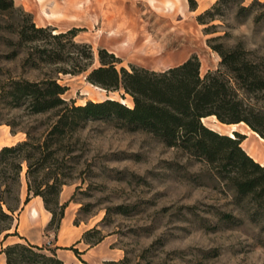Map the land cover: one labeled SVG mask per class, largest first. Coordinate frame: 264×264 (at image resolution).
Instances as JSON below:
<instances>
[{"label":"rangeland","instance_id":"1","mask_svg":"<svg viewBox=\"0 0 264 264\" xmlns=\"http://www.w3.org/2000/svg\"><path fill=\"white\" fill-rule=\"evenodd\" d=\"M14 1V9L0 10V148L30 137L43 141L55 119L52 110L32 113L25 104L14 105L3 91L12 78L40 80L53 76L68 85L63 97L74 100L75 104L111 97L132 106L133 97L123 87L106 90L87 79L92 68L101 64V47L116 49L115 55L120 59L118 69L122 66L131 69V64H135L163 70L197 53L204 74L221 67L222 55L212 44H222L226 50L239 47L240 52L257 62L264 72V18L256 22L255 12L246 17L238 16L237 5L225 8L224 15L216 16L211 22L202 23L198 14L215 1L210 4L212 0H198L197 9L192 10L190 1L182 0L183 16L179 19L168 11L165 23L152 0H120L128 5L122 14V25L116 21L107 29L103 28L102 15L96 10V3L101 0H76L70 4L75 11L51 20L53 14L48 7L41 8L40 1L44 0H26L28 5ZM47 1L59 4L53 8L55 11L64 10L68 4V0ZM80 9L84 12H79ZM39 11L46 17H41ZM64 18L69 21H60ZM33 22L48 28L36 32L31 26ZM211 24L216 26L207 33L206 26ZM71 27L79 28L74 39L92 44L95 52L93 64L78 73L64 70H74L77 64L85 62L78 51L80 48L65 38L57 40L51 36ZM109 30L114 31L108 33ZM115 31L121 34L117 38ZM100 36L106 37L100 39ZM121 39L127 41L118 42ZM50 53L61 57L47 61ZM258 96L254 100L264 106V91ZM215 118L208 117L205 122L233 136V129L245 133L246 137L250 135L247 141L243 140V146L256 158L264 160V138L248 123L226 125ZM14 133L22 139L13 143ZM65 144L66 148L56 156L69 174L67 186L64 184L62 190L69 191H65L66 197H62L61 191L60 199L69 201L65 214L71 224L84 225L85 231L98 228L99 231L88 235L91 239L104 236V241L93 251V257L97 258L94 264L124 258H127L125 264H264V216L252 219L249 205L237 204L233 191L204 160L167 146L146 130H131L105 119L88 120ZM22 164L20 208L24 207L28 195L27 161ZM43 172H39L40 177ZM14 175L16 169L10 163L0 162V192L7 187L6 183L17 192L19 184L14 181ZM12 201L16 203L15 199ZM20 208L11 212L13 218L0 219V230L12 225L0 233V252L6 245L17 242L13 240L24 241L12 236L3 244L7 232L16 235ZM222 212H231L236 219H222ZM25 225L23 223L22 228H26ZM44 231L49 236L39 245L51 254L58 230ZM32 232L33 238L39 240L45 233ZM89 246L83 240L65 248L78 255L75 248L80 251Z\"/></svg>","mask_w":264,"mask_h":264},{"label":"trees","instance_id":"2","mask_svg":"<svg viewBox=\"0 0 264 264\" xmlns=\"http://www.w3.org/2000/svg\"><path fill=\"white\" fill-rule=\"evenodd\" d=\"M189 1L190 8L197 9L198 0ZM244 2L215 0L198 14V20L209 23L216 16L224 15L225 8L237 5L238 16L246 17L255 12V21L260 22L264 18V0H252L249 4ZM14 8V0H0V10ZM31 26L36 32L48 28L37 26L35 22ZM215 26H206V32H212L210 29ZM78 30V27H71L51 33L54 39L65 38L80 48L78 51L85 59L74 70H64L65 73L85 71L94 62L92 44L74 39ZM212 47L222 55L221 67L209 69L204 74L197 53L163 70L135 64H131V69L125 66L118 69L119 57L106 47H101V64L92 68L87 79L106 90H119L123 87L133 97L132 106L111 97L75 104L74 100L69 101L63 97L68 85L60 83L53 76L40 80L12 78L3 91L11 97L14 105L25 104L32 113L52 110L55 119L43 141H35L30 137L0 148V162L10 163L16 169L13 179L19 184L17 192L7 183V187L0 192V219L13 218L11 212L20 208L22 163L27 161L28 195L25 202L29 201L31 193L41 195L46 208L52 213L46 230L57 232L69 204V201L62 202L60 199L69 174L56 153L66 148L65 140L83 128L90 119H105L131 130H146L167 146L180 148L204 160L233 191L234 201L249 205L248 213L252 219L264 216V164L242 145L246 134L235 130L233 136L204 122L208 117H216L218 122L226 125L246 122L264 138V106L254 100L259 98L258 93L264 91V72L257 62L242 54L239 47L227 50L222 44H212ZM55 55L50 53L47 61H57L61 57ZM41 171L44 172L40 177ZM12 199H15V204ZM3 204L11 212L5 210ZM221 218L231 221L236 216L231 212H222ZM11 226L3 227L0 233ZM94 231L99 229H88L83 234L84 240L90 245L104 238L103 235L89 238L88 235ZM9 234L12 233L7 232L6 236ZM14 234L19 232L15 231ZM44 248L25 239L6 245L2 251L6 254L7 264H65L55 249H51V254H48L43 251ZM75 250L80 252L77 248ZM82 261L91 264L85 259ZM126 261L127 258L107 260V264H125Z\"/></svg>","mask_w":264,"mask_h":264},{"label":"crops","instance_id":"3","mask_svg":"<svg viewBox=\"0 0 264 264\" xmlns=\"http://www.w3.org/2000/svg\"><path fill=\"white\" fill-rule=\"evenodd\" d=\"M19 3L28 5V2L26 0H17ZM40 1V0H39ZM76 0H68L67 7H65L64 10L60 11H55L53 8L55 6H59L58 3H54L53 1H47L44 0L43 2L40 1L42 4V7L47 6L48 11L53 14V16L49 19H53L54 17L57 16H63L71 14L72 11H75V8H72L70 6L71 3L75 2ZM163 1V4L161 3ZM215 0H212L210 4H212ZM151 2V0H150ZM152 5L156 7L159 11V15L165 19L167 18L168 11L170 13H173L174 10H177L178 7V14H182L180 11L183 10V2L182 0H152ZM96 10L100 12V15H102V26L103 28H112L113 25H115L116 21L119 23L121 26V19H122V14L127 11L126 9L128 8V5L124 1L120 0H101L100 3H96ZM88 7L87 5H84V8ZM133 5L131 6V8ZM79 12H84V10L80 9ZM39 15L41 17H46V15L43 12L39 11ZM48 16V15H47ZM62 22H68V19H60ZM166 23V21H165ZM101 30V28H100ZM102 31V30H101ZM114 30H109L108 33L113 32ZM118 33L119 37L121 34L118 31H115ZM101 35V34H99ZM101 37H106V36H100ZM98 38V41L100 40ZM112 39V38H110ZM126 40L127 39H121L118 42ZM92 42V40H90ZM117 42V43H118ZM113 46V45H112ZM108 47V46H107ZM110 51H113L114 53L116 52V49L114 47H108ZM18 133L12 134L13 139L11 140L13 143L22 139L17 137ZM246 137L244 141H247L249 138ZM243 141V142H244ZM242 142V145H243ZM4 144V143H3ZM244 148L247 150V148L244 146ZM248 151V150H247ZM256 160L260 161L262 164H264V160L256 158L250 151H248ZM67 186V184H65ZM66 188L62 190V197H66L68 193L65 194ZM69 206V205H68ZM67 206V207H68ZM52 213L50 210H48L45 206L44 200L41 195H33L29 201H27L24 205V207L20 208V212L18 213L17 217V222H16V229L19 232V234L13 235L9 234L6 238H4L3 244L6 245L7 241L9 240L10 237L12 236H18L19 240H25L28 239L31 242L37 243V244H42L44 241L46 242L49 234L46 233L44 230L46 229L50 219H51ZM25 223L26 228H22V224ZM86 226L81 225V224H71L70 219L67 218V213L62 219L60 228L58 229L57 237L55 238V242L52 244L55 247V251L58 254V256L63 259L65 264H79L83 263L82 259L87 260L91 264H94L97 262V258L93 257V251L95 250L96 247H98L103 241H100L99 243L95 245H90L89 247L85 248L84 250H80V252L77 254L71 253L69 248H65L66 245H70L74 242L77 244L83 242V236L82 233L85 231ZM33 230H42L44 233V236L42 237L41 240L39 239H34L33 238ZM50 233V231H49ZM46 239V240H44ZM13 241H18V240H13ZM2 246V243H0ZM5 255V256H3ZM1 257L3 260H1ZM96 259V261L94 260ZM105 259V257H104ZM107 259V258H106ZM4 261V262H3ZM0 264H6V254L4 251L0 252Z\"/></svg>","mask_w":264,"mask_h":264},{"label":"bare ground","instance_id":"4","mask_svg":"<svg viewBox=\"0 0 264 264\" xmlns=\"http://www.w3.org/2000/svg\"><path fill=\"white\" fill-rule=\"evenodd\" d=\"M172 14L176 15L179 19L183 16V14H178L177 10H174Z\"/></svg>","mask_w":264,"mask_h":264},{"label":"water","instance_id":"5","mask_svg":"<svg viewBox=\"0 0 264 264\" xmlns=\"http://www.w3.org/2000/svg\"><path fill=\"white\" fill-rule=\"evenodd\" d=\"M203 121H204V118H203ZM205 122V121H204ZM206 123V122H205ZM236 129H233L232 131L235 132Z\"/></svg>","mask_w":264,"mask_h":264}]
</instances>
